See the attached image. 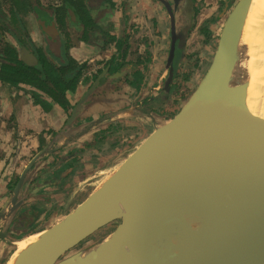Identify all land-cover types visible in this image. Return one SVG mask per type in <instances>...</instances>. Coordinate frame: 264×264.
<instances>
[{
    "label": "water",
    "instance_id": "95a60500",
    "mask_svg": "<svg viewBox=\"0 0 264 264\" xmlns=\"http://www.w3.org/2000/svg\"><path fill=\"white\" fill-rule=\"evenodd\" d=\"M238 1L186 104L87 201L48 229L22 264H253L264 256V70L238 74L255 7L253 33L260 42L261 0ZM175 49L174 32L171 59ZM21 59L39 64L26 47ZM54 150H43L25 167L14 204L27 172ZM202 207H219L222 219H208ZM113 224L99 243L77 249ZM6 237L0 231V240Z\"/></svg>",
    "mask_w": 264,
    "mask_h": 264
},
{
    "label": "rangeland",
    "instance_id": "374dc122",
    "mask_svg": "<svg viewBox=\"0 0 264 264\" xmlns=\"http://www.w3.org/2000/svg\"><path fill=\"white\" fill-rule=\"evenodd\" d=\"M43 1L54 2L55 0ZM120 1H122L125 16L136 15L140 19L139 24L143 25V29L134 25L132 28L128 26L124 31L116 33L119 35L120 41L122 40L125 43L124 48H128L127 60L136 61L140 59V61L144 62L141 68L143 72L140 71L143 74L142 78L145 80H134L136 84L127 88L130 97L129 102L124 104L129 109L126 114L118 117H109V113H104L109 118L104 119L105 124L101 127L105 128L98 133L90 149L83 151L74 146V148L66 149L62 152H57L56 150L52 153L47 152L40 159L41 162L44 158H47L50 163L54 159L56 163L51 166L54 169H58V162L60 165L65 166L66 172L71 169L67 176L68 179L61 186H55V188L43 191L41 193L43 200H39L40 202H33L42 211V219L39 222V224L42 223L40 224L42 227L37 230L39 225L37 224L36 227L33 226L31 229L25 230L23 229L24 224H20L19 229L22 228L25 232L19 233L14 238V243L9 245V254L1 260L0 264H5L11 253L15 251L18 240L24 239L35 232L52 228L87 201L94 192L98 191L112 177L116 168L136 151V148L149 137L158 125L168 121L186 104L206 74L216 51L224 24L239 2L238 0H196L194 10L191 9L193 7L191 4L190 6L188 5L189 10L185 13V16H181V14L178 16L177 14L176 24H179L180 29L186 25L187 29L179 37L180 43L179 45L176 43L177 51L173 59H171L169 53L173 44V19L166 11V8L163 7L162 1L154 0V4H157L159 10L155 9L154 5L147 4L146 0ZM132 3L135 6L133 12L130 10ZM262 6L260 8V16L262 15ZM10 7V0H0L1 10L8 12ZM152 15L153 17H151ZM32 18V16H26L25 20L28 22L30 32L36 39L37 46L41 47L43 45L41 32ZM111 29L113 31L112 26ZM259 35L261 37L260 42L248 49L246 56L243 57L240 63L238 74L240 73L241 76V73L244 74L243 76L248 77L253 72L256 74L264 70V15L263 24L262 21L260 24ZM4 41H9L14 45L17 44L11 35L6 34L3 36L0 32V45ZM101 51L102 61L98 62L99 66H101V63L107 62L113 54H118L115 44H110L107 39L106 46ZM153 59H155L154 62L152 61ZM154 66L156 67L155 69ZM96 67L97 65H95ZM121 72L125 77L131 72V69H123ZM164 73V77H161ZM117 75V79L123 77L119 73ZM133 77L135 78L136 75H133ZM159 78H162L160 83L154 81ZM115 82L121 83V81H113L111 83ZM143 101H146V103H143ZM6 109L7 107L4 104L0 105V112H4L1 116L9 117L13 114L7 120L10 127L14 129L13 135L15 134L14 140L16 141L18 137L16 133L17 122L14 118L15 108L11 109L9 107ZM91 122L92 120L87 124L84 122L85 125L81 123L83 126L80 127L77 123L78 126L76 125L74 129H82L86 132L91 128H95V124ZM39 129L44 130L39 135L41 136V147L44 148L46 141L43 136H46V132L49 129ZM47 137L49 142L48 150L54 149L52 135L47 134ZM77 142L84 143L80 140ZM62 149L59 150L61 151ZM42 151V149H39L27 154L24 157L25 167L31 158ZM54 153L57 154L52 158L51 156ZM66 155L67 158H64L63 156ZM44 164L40 165L42 169H44ZM31 203L29 202L27 205ZM116 226V224H113L102 229L96 234L98 235L96 239H88L78 246L77 249L89 248L99 243L112 233Z\"/></svg>",
    "mask_w": 264,
    "mask_h": 264
},
{
    "label": "crops",
    "instance_id": "0c3cea01",
    "mask_svg": "<svg viewBox=\"0 0 264 264\" xmlns=\"http://www.w3.org/2000/svg\"><path fill=\"white\" fill-rule=\"evenodd\" d=\"M112 3V7H108L107 4H105V6H102L101 4L94 5L92 3L94 6L91 5L93 7H96L97 10L101 9L97 14V20L99 23H103L102 30L104 32H108L109 35L117 37L118 39L119 35H117L116 32L124 31V29H127L128 26L129 28H132V26L136 25V27H140L141 29H143V25L139 24L140 19L137 18L136 15H132L131 17L125 16V14L123 13L122 1L113 0ZM131 5L132 8H130V10L131 12H133L135 6L133 3ZM111 26L113 28V31L111 29ZM76 43L77 44L74 48H72L71 53L79 57L81 60H89L91 63H93L96 58L101 59L102 51L97 43H95L94 45L85 44L82 41L78 40L76 41ZM153 61H155V59H153ZM155 68L156 67L154 66V69ZM91 70L92 68L90 69V71ZM165 73L161 77H164ZM161 79L162 78H159L157 80L155 79L154 81L160 83L162 81ZM90 82L91 81H87V83H85L84 85L80 82L75 93L68 94L70 98L73 97L72 101L74 103L78 104L79 101L84 99V95L89 88ZM109 83L110 81H101L100 87H98L93 94L94 96L90 97L85 104L81 105L83 106V109L80 112V116L82 117V120L80 119V126L85 125V123L87 124L91 120L94 123V121L99 119L105 112L112 114L124 109L123 103H126L127 100L125 98L128 96L123 92H115L116 90L111 87V89L109 88L110 90H108V87L110 85ZM118 84L119 83H117V85ZM121 84H123V81H121L120 85ZM23 87H25L27 90L30 89L27 86ZM123 91L129 92L125 88L123 89ZM0 103L4 104L7 109L9 107H11V109L15 108L14 116L16 117L17 122L16 133L18 137V139L15 141V134L13 135L14 129L10 127V124L8 123L9 121L7 120L13 114L9 117H3L1 115H3L4 112H0V231H5L11 225V222L17 215L18 210H20L23 205L32 202V200L37 201L42 197L41 193L43 191H47L49 188H55V186H61L62 183H64L68 179L67 176L69 175L70 171L68 173L66 171H63L62 168H64L65 166L60 165L59 162L58 169H54L51 168V166L56 163L54 162V159L51 163L47 158H44L41 162L39 160L25 177L26 184L20 195V200L23 203L22 206L18 209H14L13 205H8V200L11 197L9 187L12 183H14L16 178L24 170V167L26 165L24 157L27 154L41 148V136L39 135L42 134V131L44 130L39 128H50L52 131H54L50 134L55 135L52 143L54 144L56 150L59 147L64 146V144H66L69 140L73 139L74 135H70L72 134V132H70V129H68L67 133L61 130L64 124L65 113L59 106H55L53 111L48 115L44 114L42 108L35 105L28 94H25L22 90H16L11 88L10 86L1 84ZM124 111L126 112V110ZM55 131L57 133H55ZM91 132L93 134V132L96 131L92 130L90 131V133ZM47 134H49L48 131L46 132V136H43L46 141V145L49 144ZM79 140L81 142L83 141L85 144L92 141V139H89L87 137L84 141V136H80L77 141ZM70 143L65 145L66 147H64V149L68 148ZM83 144L76 143L73 144V146H77L79 148ZM62 151L63 150L58 152ZM54 156L55 154H52L51 157L53 158ZM41 164H44V169L41 168ZM60 181H62L60 185H57V183ZM31 204L34 203L32 202ZM41 219L42 218L40 217L39 221L33 224L32 227H36ZM39 227L42 226H40L39 224L37 226V230H39ZM7 254H9V244L6 241L4 242L1 240L0 262L3 258L6 257Z\"/></svg>",
    "mask_w": 264,
    "mask_h": 264
},
{
    "label": "trees",
    "instance_id": "16d2710c",
    "mask_svg": "<svg viewBox=\"0 0 264 264\" xmlns=\"http://www.w3.org/2000/svg\"><path fill=\"white\" fill-rule=\"evenodd\" d=\"M92 3L113 6L112 0H62L59 6L42 5L41 0H12L13 7L8 15L0 11V32L3 36L11 33L19 47L8 41L0 45V83L23 90L45 112L52 111L55 104L69 111L72 106L67 92L75 91L86 68V64H80L69 50L80 32L84 34L81 40L92 41L97 26L92 16ZM26 16H32L36 25L43 29L45 44L41 49L35 47ZM71 17H77L82 25L79 29ZM109 41L116 39L109 36ZM23 46L35 48L39 54L38 66H29L21 59ZM124 83L130 86L136 81Z\"/></svg>",
    "mask_w": 264,
    "mask_h": 264
},
{
    "label": "flooded vegetation",
    "instance_id": "af4514ba",
    "mask_svg": "<svg viewBox=\"0 0 264 264\" xmlns=\"http://www.w3.org/2000/svg\"><path fill=\"white\" fill-rule=\"evenodd\" d=\"M61 1L62 0H55L54 2H46V1H43V0H41V3H42V5H51V6H59V5H61ZM162 2V5H163V7L164 8H166V11L172 16L171 18L173 19V20H175V22H174V24H175V29H173V27H172V38H173V36H174V32H175V38H176V43H177V45H179V41H180V36L184 33V31H185V29H187V26L186 25H184V27H182L181 29H180V27H179V24L177 25L176 24V20H177V18H176V16H177V14H178V16H179V14H181V16L182 15H184L185 16V13L189 10L188 8H189V6L192 4V6L193 7H191V9H193L194 10V5H195V2H196V0H181V1H179L178 2V4H176L175 3V0H161ZM10 2H11V7H10V9H9V11L7 12V11H4V10H1L0 9V11H2V12H4V13H6L7 15L9 14V12H10V10L12 9V7H13V4H12V0H10ZM146 2H147V4H151V5H154V8L155 9H157V10H159L158 9V6H157V4H154V0H146ZM89 3H87V5H88ZM91 5H93V4H91ZM90 5V6H91ZM105 5V4H104ZM189 5V6H188ZM94 6V5H93ZM103 6V5H102ZM172 6V7H171ZM91 8V7H90ZM99 10H101V9H98L97 10V8L96 7H92L91 8V11H92V16L94 17V20H95V23H96V27H95V29L96 30H94V33H93V35H92V41L91 42H85V41H83V40H81V37H82V35H84L83 34V32H80V33H76L77 35H75V40H74V42H73V46L70 48V50H69V53L81 64V63H85L86 64V68H85V70L83 71V75L80 77V80H79V83L81 82V83H83V85L85 84V83H87V81H91L90 82V85H89V88H88V90L86 91V93H85V97H84V99H82L81 101H79V103L78 104H76V103H74L72 100H73V97L72 98H70L69 97V93H75V91H76V89H75V91L74 92H67V97L69 98V100H70V103H71V109L69 110V111H67L66 109H64L62 106H59V105H57V104H55L54 105V107L55 106H59L63 111H64V113H65V116H64V124H63V127H62V129L61 130H63L65 133H67L68 132V129H70V132H72V134H70V135H74L73 136V139H71V140H69L66 144H64V146H62V147H59L57 150L55 149V146H54V149L58 152V151H60L59 149L61 148H63L62 150H66V149H70V148H74V146H73V144H76V141H77V139L80 137V136H84V138H89V139H92V141L91 142H89V143H84L82 146H81V148L79 147L78 149H81V150H87V149H90V147L92 146V144H93V142H94V140L97 138L96 136H98V133L99 132H102L103 131V128H105V127H101V126H103L104 124H105V121H104V119H107V118H109V117H118V116H120V115H122V114H126L127 112H128V110L129 109H127L126 108V106H123V110H120L119 112H117V113H112V114H110L109 115V117H108V115H103L102 114V116L99 118V119H97V120H95L94 121V124H95V128H91V130H88V131H86V132H84L82 129H79V130H75L74 129V127H76V125H77V123H78V125H79V127H80V121L82 120V117L80 116V112L82 111V107L83 106H81V105H83V104H85L87 101H88V99L90 98V97H92V96H94L93 94L95 93V91H96V89L98 88V87H100V84H101V81H110V85H109V87H108V90H110L111 88H113V89H115L116 91L115 92H123V93H126V95L128 96V97H126L125 99L127 100L126 101V103H123V105L124 104H127L128 102H129V92H124L123 91V89L125 88L126 90H127V88L128 87H130V86H128V85H126V83H124V84H118L117 85V83L115 82V83H111V82H113V81H129V80H145L144 78H142L143 77V74H142V70H141V68H142V65L144 64V62L143 61H140V59H138V60H136V61H128L127 60V52H128V48H124V45H125V43L124 42H122V40L120 41V39L118 38L117 39V37H115V39H116V41H112V42H110L109 41V36H111V35H109V33L108 32H104L103 30H102V24L101 23H99L98 22V20H97V14H98V12H99ZM180 12V13H179ZM151 17H153V15L151 16ZM161 17V16H160ZM72 18V17H71ZM74 18H75V20H74ZM74 18H72V20L74 21V24L75 25H77L78 26V29L82 26L81 24H80V22L78 21V19H77V17H74ZM26 21V20H25ZM36 23V22H35ZM27 24H28V22H27ZM174 24H173V26H174ZM178 27H179V29H178ZM38 29H39V31L41 32V38H42V40H41V42H43V45L45 44V42H44V40H43V35H44V33H43V29L41 28V26H38ZM177 31V32H176ZM31 33V32H30ZM6 34H9V35H11L13 38H14V40H15V37L11 34V33H9V32H7ZM31 36H32V39H33V41H34V44H35V47L37 48V49H41L42 47H43V45L41 46V47H38L37 46V44H36V40H35V38L33 37V35H32V33H31ZM114 37V36H113ZM106 39H107V41L111 44V43H114L115 44V46H116V49H117V52H118V54L117 55H112L111 56V58L107 61V62H104V63H101V66H99L98 65V62H100V61H102V59H100V58H96L95 59V61L93 62V63H91L89 60H81L79 57H77L76 55H74V54H72L71 53V50H72V48H74L75 46H76V41L78 40V41H82L83 43H85V44H92V45H94L95 43H97L98 44V46L101 48V50H102V48H104L105 46H106ZM16 41V40H15ZM5 42V41H4ZM9 42V41H8ZM172 42H173V39H172ZM9 43H11V42H9ZM17 43V42H16ZM119 43H121L122 45H118ZM12 44V43H11ZM14 45V44H13ZM15 46L16 47H19L18 46V44H15ZM24 48H25V46H23V49H22V51H21V57H22V53H23V51H24ZM28 50H30L37 58H38V60H39V54L37 53V51L35 50V48H28V47H26ZM172 49V48H171ZM171 51V50H170ZM176 51H177V48L175 49V53H176ZM171 53V52H170ZM169 53V55H171ZM174 53V54H175ZM125 61H127V62H125ZM153 61V60H152ZM154 62V61H153ZM39 63H40V61H39ZM97 63V64H96ZM39 65V64H38ZM37 65V66H38ZM95 65H97V67L95 68ZM129 67H131V68H129ZM92 68V70L90 71V69ZM123 69H126V70H128V69H131V72L128 74V75H126L125 77L123 76L124 74H122V72H121V70H123ZM137 69V70H136ZM142 72H141V71ZM120 74V76L122 75L123 77H121V78H118L117 79V77L116 76H118L117 74ZM86 74V75H85ZM133 75H136V77L134 78L133 77ZM113 76H115V77H113ZM95 77V78H94ZM129 77V78H128ZM94 78V79H93ZM78 83V84H79ZM1 84V83H0ZM1 85H4V84H1ZM120 85V86H119ZM23 86H25V85H22V87ZM78 86V85H77ZM111 87V88H110ZM11 88H13V87H11ZM23 88H25V87H23ZM110 88V89H109ZM13 89H16V88H13ZM16 90H18V89H16ZM23 91V90H22ZM24 92V91H23ZM90 92V93H89ZM25 93V92H24ZM26 94V93H25ZM122 95V94H121ZM31 98V97H30ZM32 101H33V99H31ZM84 101V102H83ZM33 103H34V101H33ZM143 103H146V101H143ZM35 104V103H34ZM35 105H37V106H40V105H38V104H35ZM41 107V106H40ZM54 107H53V109H54ZM42 108V107H41ZM53 109H52V111H53ZM42 110H43V113L44 114H49L50 112H52V111H50V112H45L44 111V109L42 108ZM124 110H126V112L125 113H122V111H124ZM137 111H139V110H137ZM142 111V110H141ZM143 112V111H142ZM145 113H147V112H145ZM56 115V114H55ZM112 115V116H111ZM14 118H15V120H16V117L14 116ZM81 119V120H80ZM77 125V126H78ZM74 129V130H73ZM96 131V132H93V134H92V132L90 133V131ZM52 132H54V131H52L50 128H49V130H48V133L50 134V133H52ZM55 133H57L56 131H55ZM86 136V137H85ZM55 137V135H52V140H53V138ZM92 137V138H91ZM75 139V140H74ZM70 142H72V143H70ZM75 142V143H74ZM68 143H70V145L68 146V148H66V149H64V147H66L65 145H67ZM78 143V142H77ZM49 147V144H47V145H45V147L44 148H40V149H42V150H45L46 148H48ZM54 154H57V153H54ZM35 157V156H34ZM33 157V158H34ZM64 158H67V155L66 156H63ZM33 158H31V160L33 159ZM30 160V161H31ZM29 161V162H30ZM29 162L27 163V165L29 164ZM33 168V167H32ZM31 168V169H32ZM65 168V167H64ZM64 168H62V170L63 171H65V169ZM25 169V168H24ZM31 169L29 170V171H31ZM71 170V169H70ZM69 170V171H70ZM28 171V172H29ZM68 171V172H69ZM23 172V171H22ZM28 172H27V174H28ZM61 172V171H60ZM60 172H59V175H60ZM67 172V173H68ZM26 174V175H27ZM20 176H21V174L16 178V180L14 181V183H12L11 184V186L9 187V189H10V198H9V200H8V205H13V207H14V209H18V208H20L21 206H22V202H21V200H20V195H21V192H22V190L24 189V187H25V184H26V182H25V179H24V183H23V186H22V188H21V190H20V193H19V197H18V200H17V202H16V204H14L13 203V197L15 196V188L17 187V185H18V183H19V178H20ZM26 177V176H25ZM55 177H58V176H55ZM58 180H59V178H58ZM62 181H60V182H58L57 183V185L59 184L60 185V183H61ZM39 200H43V196L41 197V198H39L37 201H39ZM35 200H32V202H34ZM40 202V201H39ZM41 215H42V211H41V209H40V207L39 206H37V204H30V205H23L22 206V208L20 209V210H18V213H17V215L15 216V218H14V220L11 222V225L8 227V229L7 230H5L4 232H6L7 233V237L6 238H4V239H1L2 241H6L9 245H11L12 243H14L13 242V240H14V238H16V236L19 234V233H22V232H25V231H23L22 230V228L21 229H19L20 227V224H24V228L23 229H25V230H29V229H31V227H32V225L33 224H35L36 222H38L39 221V218L41 217ZM40 224H42V223H40ZM110 226V225H109ZM109 226H107V227H109ZM106 228V227H105ZM104 229V228H103ZM102 230V229H101ZM101 230H99V231H101ZM99 231H97L94 235H92L90 238H94V239H96L97 237L96 236H98V235H96ZM89 238V239H90ZM0 240V241H1ZM87 241V240H86ZM12 254V253H11Z\"/></svg>",
    "mask_w": 264,
    "mask_h": 264
},
{
    "label": "bare ground",
    "instance_id": "6f19581e",
    "mask_svg": "<svg viewBox=\"0 0 264 264\" xmlns=\"http://www.w3.org/2000/svg\"><path fill=\"white\" fill-rule=\"evenodd\" d=\"M263 4V6H262ZM262 6V15L260 16V10L258 13V19L259 22L261 24H263V15H264V0H261L259 7L261 8ZM256 10V7L253 9L252 13ZM250 14L249 19L247 21V25L244 31V45L248 46L249 48H251L254 45H257L259 43V38H257V36L255 35V33H253L254 28H253V23H254V19L252 20L253 16L256 14ZM253 33V34H252ZM252 34V35H251ZM264 51V48H263ZM254 76V72L251 74V77ZM125 113V111H122V113ZM122 116V115H121ZM128 116V115H127ZM122 166V164L120 166H118L116 168V170H118L120 167ZM200 213L205 215L208 219L211 220H217L220 221L222 219V216L224 214V211L221 210L219 207H212V208H208V207H202L200 209ZM49 235L48 229L46 230H42L39 232H35L32 235L18 240L16 242V249L15 251L9 256V258L7 259L5 264H22L23 260L27 257V255L37 246L39 240L46 238ZM92 250V248H91ZM86 256H84V254L80 255V261H83L85 259ZM253 264H264V256L260 257L256 262H254Z\"/></svg>",
    "mask_w": 264,
    "mask_h": 264
}]
</instances>
